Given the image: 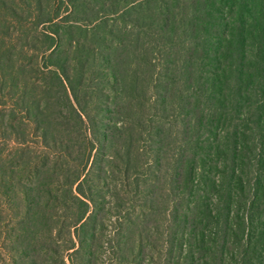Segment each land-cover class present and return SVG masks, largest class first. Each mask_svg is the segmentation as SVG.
I'll list each match as a JSON object with an SVG mask.
<instances>
[{
  "label": "trees",
  "instance_id": "1",
  "mask_svg": "<svg viewBox=\"0 0 264 264\" xmlns=\"http://www.w3.org/2000/svg\"><path fill=\"white\" fill-rule=\"evenodd\" d=\"M82 1V17L35 20L41 74L56 81L55 103L66 112L49 123L31 100L45 92L30 80L38 69L22 67L10 49L0 60V90L20 99L23 118L50 139L52 165L27 166L45 173L47 193L62 206L60 215L24 198L11 245L21 264H84L77 255L92 254L82 235H96L84 229L97 217L95 184L84 173L94 143L77 88L101 78L112 79V125L100 136L112 139L121 162L112 167L122 173L112 191L113 264H264V0ZM110 20L102 43L99 25ZM65 34H73L66 47Z\"/></svg>",
  "mask_w": 264,
  "mask_h": 264
},
{
  "label": "rangeland",
  "instance_id": "2",
  "mask_svg": "<svg viewBox=\"0 0 264 264\" xmlns=\"http://www.w3.org/2000/svg\"><path fill=\"white\" fill-rule=\"evenodd\" d=\"M4 2L3 6L0 5L1 63L4 62L3 58L6 54V49H10L15 53V59H19L22 67L24 66L29 71L30 67L38 69L36 74H31L33 78H30V80H34L38 85H45V88H43L45 92L34 94L31 100L39 102L40 108L45 111L44 114L50 123V120L55 118V114H57L59 109L66 112L67 108L55 103V99L59 95L54 86L56 83L54 78L41 74L46 73V69L42 68L44 60L41 53V49L44 47L42 42L43 35L40 30L41 25L37 27L35 20L39 16L53 13H59L64 20L73 19L76 16L82 17L86 4L82 0H77L78 4L74 8L62 0H4ZM8 7L16 12H12ZM123 16L126 15L123 14ZM114 22H117V25L120 26L122 24L121 19H115ZM63 27L65 30L69 29L68 31H76L75 28L71 29L62 24ZM108 29L112 30V20L109 21L108 25L100 23L99 31L101 34L99 36L103 38L102 43H106L109 39L106 34ZM87 32L89 35L90 31L88 30ZM72 37L73 34L72 36L71 34H65L63 46L66 47V43ZM80 38L82 40L81 36ZM83 41L85 42L84 46L89 43L85 40ZM29 47L30 49H33V47L38 49L37 52L34 49L32 50L34 56H30L31 52H22L23 49ZM72 66L73 64L70 65V73H74ZM29 71L28 74L30 73ZM107 74L109 77L108 71ZM100 81L101 84L98 87H96V84L94 87L85 84V86L77 88L83 107L90 116L85 128H88L89 138L92 139L94 144L84 173L95 184L93 188L95 203L90 207V212L97 213V217L89 220L87 227H84V229L86 228L85 233L89 234V232L92 233L93 231L96 233L93 240L90 236L82 235L85 239L87 238L86 241L89 244L87 247L92 251L90 257L83 254V251L77 255L85 260L83 261L84 264L114 263L112 239L115 236L114 230H116L115 227L118 221L115 216V206L112 205V191H119L122 177V173L118 170L119 168L112 167L114 160L119 166L121 165L119 159H112V139L107 142L100 136V132L105 131L106 126L112 125V79L103 80L101 78ZM47 83L49 84L46 86ZM19 100L16 99L15 101L20 105ZM45 101H50V104L45 106ZM19 105L15 104L13 99L6 97V94L0 90V264H21L20 256L13 252L11 245H15V238L13 237L15 232L12 229L17 225L19 217L25 211L26 202L24 198L32 199L34 203L39 202L45 207H50L57 214L61 215L62 213V206L54 205L51 196L46 191L48 184L45 181V173L42 171L31 172V168L27 166L29 163L30 166L36 165L42 170L45 166L44 164L52 165V149L48 150L45 146V144H51L50 139L43 138L41 123L36 122L37 125L40 124L38 128L36 124H32V119L28 121L24 119L25 117L23 118L24 114L21 112ZM16 117L18 118L17 120H15ZM10 167L13 168L12 171H10ZM101 177H104L105 183L102 182ZM87 184L90 186V183ZM58 191L59 194L57 196L60 199L64 188H59ZM62 222L66 223L68 221L65 218H61L58 223L62 224ZM64 233L66 234L65 230ZM56 237L59 238L58 235ZM60 239L63 238L60 237ZM58 245L63 250L65 260L68 261L71 249L64 251V243L61 241ZM145 263L156 264V262H148L147 260Z\"/></svg>",
  "mask_w": 264,
  "mask_h": 264
}]
</instances>
